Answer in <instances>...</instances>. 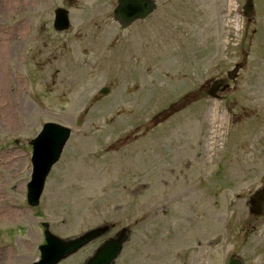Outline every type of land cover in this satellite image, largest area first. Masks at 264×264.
Returning <instances> with one entry per match:
<instances>
[{
	"label": "rangeland",
	"instance_id": "obj_1",
	"mask_svg": "<svg viewBox=\"0 0 264 264\" xmlns=\"http://www.w3.org/2000/svg\"><path fill=\"white\" fill-rule=\"evenodd\" d=\"M245 2L160 0L152 16L127 29L114 18L117 0H25L26 7L0 10L14 96L0 117V264L38 262L45 224L63 239L112 227L61 264H85L104 240L126 231L114 264H227L231 257L264 264V215L255 218L248 205L264 188V0H254L248 22ZM60 7L71 23L63 33L53 27ZM20 27L25 38L10 36ZM236 65L222 101H205L203 83L227 78ZM103 87L110 94L94 102ZM194 100H204L202 119L191 120L198 102L175 114ZM155 121H164L157 131L132 128ZM49 122L72 128V136L33 208L30 142ZM176 127L195 139L180 188L165 174L152 176V142ZM213 180L221 189L216 203L166 206L168 193L196 198L191 187H207L209 196Z\"/></svg>",
	"mask_w": 264,
	"mask_h": 264
},
{
	"label": "water",
	"instance_id": "obj_2",
	"mask_svg": "<svg viewBox=\"0 0 264 264\" xmlns=\"http://www.w3.org/2000/svg\"><path fill=\"white\" fill-rule=\"evenodd\" d=\"M158 0H117L114 9V17L122 28H128L137 21H142L154 13ZM244 16L250 19L254 16V0H247L244 6ZM70 22L64 10L56 11L54 27L57 31H65L69 28ZM239 66L228 74L230 80L237 76ZM227 80H219L212 86L209 95L214 94L223 87L227 88ZM109 88L100 91V95H107ZM71 129L55 124L44 125L40 134L31 141L33 147L32 166L33 172L31 182L28 184L27 200L30 206L37 207L43 194L47 177L52 167L59 161L63 149L70 139ZM254 216H261L264 212V189L259 190L253 197ZM46 244L40 247V261L34 264H59L63 260L78 252L82 248L91 244L95 240L104 236L108 232V227H98L88 231L77 238L63 240L52 234L48 226L45 225ZM128 234L123 232L118 239L106 241L95 252L86 264H113L122 251L123 244L127 242ZM229 264H242L238 259H232Z\"/></svg>",
	"mask_w": 264,
	"mask_h": 264
},
{
	"label": "flooded vegetation",
	"instance_id": "obj_3",
	"mask_svg": "<svg viewBox=\"0 0 264 264\" xmlns=\"http://www.w3.org/2000/svg\"><path fill=\"white\" fill-rule=\"evenodd\" d=\"M202 88L205 89L204 87ZM198 101L200 100L191 101L183 108H188L191 104L198 102ZM203 115H204L203 107H201V109L195 113V117L193 118L196 119L197 116H199V118H202ZM161 123L163 122L153 123L152 132L154 130L157 131ZM183 133L187 135L188 128L176 127L174 129H170L167 135L159 138L157 143L152 142V159L154 158L152 176H156L157 174H165L166 176H169L171 178V181H170L171 187H176V186L179 187V184L181 182L188 181L189 172L191 170L190 167L192 166L191 163L186 159V156H187L186 153H188L189 145L194 143L195 139L185 140L183 138ZM199 158H200V155H199ZM162 162H163V165L160 167ZM221 166H219L217 171H215L214 176L217 177V174L221 170ZM216 177L214 180H216ZM214 180L212 182V189L210 190L211 192H208L209 196L203 195V192H207V187L206 188H202L200 186L191 187L192 190H194L196 193V198L192 196H186V195L184 196L183 192H175L174 195H171V193H168L165 197L166 206L168 207V205H171L172 203L174 205H180V204L189 205L190 204L192 207H195L198 210H200L203 208L205 204V203H201L200 199H204V198L207 199L208 197H209V201L216 200L215 201L216 203L217 199L220 196L219 190L221 189H220V186L214 184ZM167 213L168 212H166V214ZM194 213L196 214L197 212H194ZM124 264H128V262L126 261Z\"/></svg>",
	"mask_w": 264,
	"mask_h": 264
},
{
	"label": "bare ground",
	"instance_id": "obj_4",
	"mask_svg": "<svg viewBox=\"0 0 264 264\" xmlns=\"http://www.w3.org/2000/svg\"><path fill=\"white\" fill-rule=\"evenodd\" d=\"M24 1L25 0H9L7 2L4 0H0V10L1 9L13 10L17 8H23V6L26 7L28 4H24ZM34 1L38 2L41 0H33V2ZM23 30H24V27H20L19 29L17 28L15 29V31H13L10 34V36H15L16 39L25 38V35L23 36V34L20 33V31H23ZM18 34H19V37H17ZM5 42L8 43L9 39L8 38L6 39L2 35H0V97H3L6 99V104L0 105V117L3 119H5L7 115L9 114V110H7L6 108H9L10 106H12V103L14 102L13 101L14 96L10 93V89L6 84V80H8L9 78L8 73L3 69V63L9 59V54H10L8 44H6ZM3 108L5 110H3ZM220 127L223 130L224 128L223 125ZM220 135L221 133L219 134V136ZM9 214H14V213H9Z\"/></svg>",
	"mask_w": 264,
	"mask_h": 264
}]
</instances>
